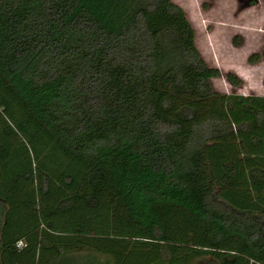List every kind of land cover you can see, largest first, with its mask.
Returning a JSON list of instances; mask_svg holds the SVG:
<instances>
[{
    "label": "trees",
    "instance_id": "obj_1",
    "mask_svg": "<svg viewBox=\"0 0 264 264\" xmlns=\"http://www.w3.org/2000/svg\"><path fill=\"white\" fill-rule=\"evenodd\" d=\"M220 74L172 0H0V264H264V95Z\"/></svg>",
    "mask_w": 264,
    "mask_h": 264
},
{
    "label": "rangeland",
    "instance_id": "obj_2",
    "mask_svg": "<svg viewBox=\"0 0 264 264\" xmlns=\"http://www.w3.org/2000/svg\"><path fill=\"white\" fill-rule=\"evenodd\" d=\"M172 1L184 9L203 58L221 71L212 79L214 87L226 93L264 95V60L248 61L252 53L264 49V0ZM228 72L241 84L228 81Z\"/></svg>",
    "mask_w": 264,
    "mask_h": 264
},
{
    "label": "built area",
    "instance_id": "obj_3",
    "mask_svg": "<svg viewBox=\"0 0 264 264\" xmlns=\"http://www.w3.org/2000/svg\"><path fill=\"white\" fill-rule=\"evenodd\" d=\"M26 245V242L24 241V240H20L18 243H17V246L19 247V248H22V247H24Z\"/></svg>",
    "mask_w": 264,
    "mask_h": 264
}]
</instances>
